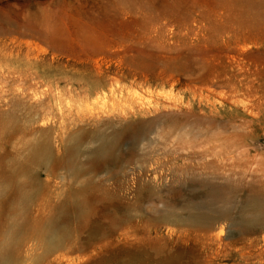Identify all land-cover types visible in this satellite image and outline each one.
<instances>
[{"label":"rangeland","instance_id":"1","mask_svg":"<svg viewBox=\"0 0 264 264\" xmlns=\"http://www.w3.org/2000/svg\"><path fill=\"white\" fill-rule=\"evenodd\" d=\"M0 64L26 107L42 101L55 156L85 130L122 133L127 158L85 177L120 208L108 247L72 223L63 249L32 240L18 264H264V0H0ZM77 187L56 169L57 195L30 217ZM254 208L261 226L238 224ZM188 215L205 220L173 223Z\"/></svg>","mask_w":264,"mask_h":264},{"label":"bare ground","instance_id":"2","mask_svg":"<svg viewBox=\"0 0 264 264\" xmlns=\"http://www.w3.org/2000/svg\"><path fill=\"white\" fill-rule=\"evenodd\" d=\"M17 71L8 64L6 66L0 64V229L2 230L0 264L20 263L22 260L19 256L20 250L28 246L29 241L32 240L37 241L44 248L46 255L56 249H63V241L66 239L72 223L77 224V230L79 229L80 232L89 231V237L85 242L88 249L94 251L108 247L110 241L107 238L114 234L116 227L120 224L117 216L120 208L113 201H105L97 197L94 194L95 188L91 184V178L85 177L109 166L115 168L123 165L122 163L127 158L126 156H120V152L117 153L120 149V136L123 134L120 132L106 134L79 130L71 134L68 140L64 142L62 155L55 156L53 145L56 143L57 134L53 129L47 128L48 120L43 113L40 99L34 96L36 103L31 108L26 107L23 100L26 91L18 85L14 87L16 79L20 77V74L17 75ZM14 92H19L22 99H15L13 97ZM38 107H41V109ZM36 124H39V129L35 127ZM104 127H107V125H104ZM132 133L134 134V132ZM60 167L64 168L72 184H78V187L71 192L72 201L62 204L46 217H30L33 212L38 213L44 207L37 204V202H40L39 199L48 203L54 195H57L51 189V178L56 169ZM41 172H43L44 178L41 177ZM34 206H36V209H33ZM186 209L188 208L186 207ZM256 210L260 209L254 208L250 212L249 210L247 212L243 210L245 213L239 214L238 224L252 230L258 229L261 226V215ZM99 212L101 215H98ZM21 217L24 218L22 222ZM202 220V217L188 215L185 218L174 217L173 223L195 225L201 223ZM210 221V219H206L207 226ZM222 225H220V228H222ZM245 234L247 233L245 232ZM199 235L203 234L199 233ZM99 238H104L106 243L103 242L104 244H102L100 242L101 245L97 242L95 245V240ZM14 249H17L18 255L15 251L13 252ZM243 252L245 253V251ZM243 252H241L242 255ZM120 257L121 255H113L105 258L99 264H124L119 261Z\"/></svg>","mask_w":264,"mask_h":264}]
</instances>
